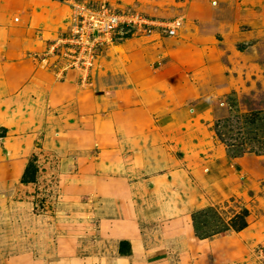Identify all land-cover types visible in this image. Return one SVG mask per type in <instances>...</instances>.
<instances>
[{
  "label": "rangeland",
  "instance_id": "1",
  "mask_svg": "<svg viewBox=\"0 0 264 264\" xmlns=\"http://www.w3.org/2000/svg\"><path fill=\"white\" fill-rule=\"evenodd\" d=\"M75 3L181 19L176 36L160 35L188 92L134 87L122 71L133 36L119 32L87 72L69 67ZM0 10V264H105L114 217L144 195L129 186L175 164L188 138L206 142L209 115L194 110L216 87L241 110L264 108V0H0ZM241 175L227 201L233 232L195 244L191 264H264V159Z\"/></svg>",
  "mask_w": 264,
  "mask_h": 264
},
{
  "label": "crops",
  "instance_id": "2",
  "mask_svg": "<svg viewBox=\"0 0 264 264\" xmlns=\"http://www.w3.org/2000/svg\"><path fill=\"white\" fill-rule=\"evenodd\" d=\"M244 1L248 7H253L256 2ZM203 7L192 9L190 13L200 18L201 12L206 13V5ZM160 34L159 29H154L148 35H140L139 39L133 36L127 40L122 45V71L134 87L155 80L184 93L190 84L182 73L186 76L188 72L181 71L177 77L174 76L177 69L173 71L170 68L173 52L166 48L165 38ZM160 61L164 65L156 69ZM207 70L210 71L209 68ZM216 88L218 99L208 96L194 110L197 116L209 115L206 119V142L202 139L198 146L195 141L190 144L188 138L185 142L188 146L184 142L178 146L183 156L174 161L176 165L162 167L157 175L145 177L129 186L130 192L139 191L144 195L139 196L128 212L114 217L109 232L110 239L115 240L101 256L106 259L105 264H191L195 244L206 245L233 232L232 216L227 210L230 203L227 201L233 190L231 185L244 176L241 173L245 170L246 161L264 159V108L241 110L234 97L226 95L228 92H224V87ZM218 90H222L220 96ZM132 100L134 95L128 94L122 103L127 106ZM177 101L172 104L177 105ZM137 102L141 103V98ZM140 105L137 110L142 113L145 111L142 106L146 103ZM191 120L188 117L186 124ZM137 123L140 126L137 129H142L144 121L139 119ZM167 126L168 130L177 129L178 134L180 126L176 121H170ZM169 143L171 146L173 141L170 139ZM147 193L149 200L146 199L149 198ZM133 195L130 193V200ZM122 243L128 244L123 252Z\"/></svg>",
  "mask_w": 264,
  "mask_h": 264
},
{
  "label": "built area",
  "instance_id": "3",
  "mask_svg": "<svg viewBox=\"0 0 264 264\" xmlns=\"http://www.w3.org/2000/svg\"><path fill=\"white\" fill-rule=\"evenodd\" d=\"M75 24L72 27V36L66 42L74 46L71 49V63L69 67L88 71L93 67L97 51L109 44L119 32L122 35H148L154 29L168 36L174 37L182 28L181 19L168 22L155 21L137 11L118 10L105 4L73 5ZM69 39V40H67Z\"/></svg>",
  "mask_w": 264,
  "mask_h": 264
},
{
  "label": "trees",
  "instance_id": "4",
  "mask_svg": "<svg viewBox=\"0 0 264 264\" xmlns=\"http://www.w3.org/2000/svg\"><path fill=\"white\" fill-rule=\"evenodd\" d=\"M244 228H245V226H244ZM123 245H126V246H128V244H127V243H122V244H121V248H122V246H123ZM121 252H123V250H122V249H121Z\"/></svg>",
  "mask_w": 264,
  "mask_h": 264
}]
</instances>
